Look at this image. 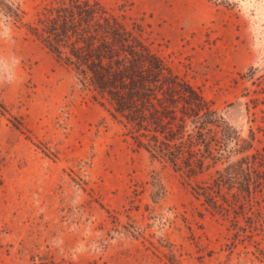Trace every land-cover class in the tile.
Instances as JSON below:
<instances>
[{
  "label": "rangeland",
  "instance_id": "374dc122",
  "mask_svg": "<svg viewBox=\"0 0 264 264\" xmlns=\"http://www.w3.org/2000/svg\"><path fill=\"white\" fill-rule=\"evenodd\" d=\"M47 1L0 0V264H264L29 34ZM101 1L264 150V0Z\"/></svg>",
  "mask_w": 264,
  "mask_h": 264
},
{
  "label": "trees",
  "instance_id": "16d2710c",
  "mask_svg": "<svg viewBox=\"0 0 264 264\" xmlns=\"http://www.w3.org/2000/svg\"><path fill=\"white\" fill-rule=\"evenodd\" d=\"M22 15L17 8L14 22ZM25 27L138 149L184 175L193 196L231 224L232 245L264 236V150L252 131L242 137L101 0H48Z\"/></svg>",
  "mask_w": 264,
  "mask_h": 264
}]
</instances>
